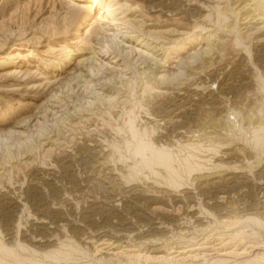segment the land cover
Instances as JSON below:
<instances>
[{"label": "rangeland", "instance_id": "374dc122", "mask_svg": "<svg viewBox=\"0 0 264 264\" xmlns=\"http://www.w3.org/2000/svg\"><path fill=\"white\" fill-rule=\"evenodd\" d=\"M0 264H264V0H0Z\"/></svg>", "mask_w": 264, "mask_h": 264}, {"label": "bare ground", "instance_id": "6f19581e", "mask_svg": "<svg viewBox=\"0 0 264 264\" xmlns=\"http://www.w3.org/2000/svg\"><path fill=\"white\" fill-rule=\"evenodd\" d=\"M169 34H170V33H169ZM191 207H193V206L191 205ZM192 209H193V208H192ZM187 210H188V209H187ZM187 212H188V211H187ZM184 214H185V213H184ZM186 215H187V214H186ZM187 216H188V215H187ZM192 216H193V215H192ZM163 217H164V216H163ZM195 217H196V216H195ZM165 218H166V217H165ZM168 218H170V217H168ZM173 218H174V217H173ZM194 219H195V222L198 221V218H197V217L194 218ZM194 219H193V220H194ZM164 220H165V219H164ZM166 220H167V219H166ZM168 221H169V220H168ZM170 221H171V220H170ZM174 221H175V219H174ZM174 221H173V223H174ZM178 221H179V220H178ZM173 223H172V224H173ZM177 225H178V223H177ZM177 225H176V226H177ZM161 226H162V225H161ZM157 228H158V227H157Z\"/></svg>", "mask_w": 264, "mask_h": 264}]
</instances>
